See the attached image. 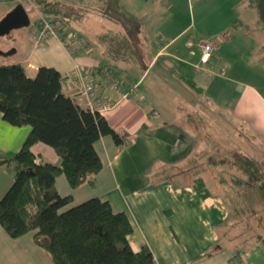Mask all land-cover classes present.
Returning a JSON list of instances; mask_svg holds the SVG:
<instances>
[{"label": "crops", "instance_id": "crops-1", "mask_svg": "<svg viewBox=\"0 0 264 264\" xmlns=\"http://www.w3.org/2000/svg\"><path fill=\"white\" fill-rule=\"evenodd\" d=\"M60 1L78 9L79 15L71 19V26L47 17L35 0H27L26 6L36 11L37 19L31 21L29 17V25L18 27L27 28L20 39V49L10 47L8 50H14L4 55H14V61L1 58L0 63H20L29 76L39 66L54 67L61 75L64 91L81 106L82 97L66 80V74L75 63L91 71L97 97L111 104L100 113L124 141L117 146L109 135L95 141L102 167L92 178L93 185L85 181L72 188L64 174L56 176L57 191L71 195L61 209L90 197L107 200L113 211L127 215L132 226L128 234L131 248L137 251L147 246L154 264H264V248L248 242L236 256L235 251L240 249L236 244L206 254L218 240V226L227 215L221 193L215 187L194 189L185 183L173 184L192 181L185 174L176 180L150 175L154 164L182 166L194 147L207 146L204 139L201 141L202 132H192L186 122L187 111L200 101L195 87L202 88L212 107L224 111V122L227 117L237 124L245 147L249 146V139L252 144L264 146V28L256 20L254 10L246 0ZM16 4L26 10L22 0H0V18ZM94 4L100 6V11L95 10ZM194 7L199 29L193 17L185 18L188 9L193 16ZM236 8L249 10L246 21L234 15ZM40 15L78 32L80 41L72 52L54 36L37 43L31 40L32 28ZM248 22L257 29V35L246 29ZM127 37L130 41L125 44ZM203 42L211 43L213 52H217V67L211 62L200 65L201 55L196 63L190 60L196 53L202 54ZM122 46L127 47L124 54L128 57H119ZM243 47L252 50L246 53ZM171 58L177 61V76L169 74ZM158 59L161 62L157 64ZM105 72L119 79L118 89L111 86ZM30 129L28 124L8 123L0 112V158L17 152ZM213 145L208 143V147ZM31 150L38 162L60 164V157L45 143L36 142ZM204 177L208 184L215 181L209 173ZM12 179L13 172L1 163L0 198ZM48 257L32 240V231L10 237L0 225V264H50Z\"/></svg>", "mask_w": 264, "mask_h": 264}, {"label": "trees", "instance_id": "trees-1", "mask_svg": "<svg viewBox=\"0 0 264 264\" xmlns=\"http://www.w3.org/2000/svg\"><path fill=\"white\" fill-rule=\"evenodd\" d=\"M246 2L264 28V0ZM34 3L42 14L69 27L71 19L79 15L60 0ZM129 41L127 37L123 42ZM126 48L122 46L119 57H128ZM195 89L200 101L187 111L186 122L192 132H202L201 141L207 146L194 147L182 166L154 164L150 175L176 180L185 174L192 181L173 184L220 188L215 187L221 191L227 215L218 226V240L206 254L236 244L240 247L236 256L247 242L264 248V146L249 139L245 147L237 124L227 117L224 122V111L209 104L202 88ZM0 112L8 123L31 128L17 152L0 158V164L6 163L13 172L11 184L0 198V225L10 237L32 231V240L48 253L50 264H154L147 246L137 251L131 248V223L123 211H113L107 200L90 197L61 209L71 195L57 191L56 176L64 174L72 188L85 181L93 185L92 178L102 167L95 141L109 135L117 146L124 143L104 115L91 112L69 96L54 67L39 66L29 76L20 63H0ZM36 142L51 146L60 164L36 161L31 150ZM209 142L215 145L208 147ZM208 173L214 175L213 184L204 179Z\"/></svg>", "mask_w": 264, "mask_h": 264}, {"label": "built area", "instance_id": "built-area-1", "mask_svg": "<svg viewBox=\"0 0 264 264\" xmlns=\"http://www.w3.org/2000/svg\"><path fill=\"white\" fill-rule=\"evenodd\" d=\"M48 36L58 38L64 48L72 52L75 43L79 40V35L76 30L61 25L59 22L46 18L40 15L38 22L32 28L30 38L33 42H42ZM202 54L201 60L207 61L213 50V46L209 42L201 44ZM107 80L113 88L120 87V81L114 78L109 72L104 73ZM66 80L74 85L82 97L84 107L88 108L91 112H102L111 107L107 99H99L96 95L97 84L94 81L91 71L84 69L82 66L75 63L69 72L66 74Z\"/></svg>", "mask_w": 264, "mask_h": 264}, {"label": "rangeland", "instance_id": "rangeland-1", "mask_svg": "<svg viewBox=\"0 0 264 264\" xmlns=\"http://www.w3.org/2000/svg\"><path fill=\"white\" fill-rule=\"evenodd\" d=\"M22 3L24 4V6H26L28 3H27V0H22ZM92 5H93V3H91ZM90 4V5H91ZM74 11H77L78 9L76 8V7H74V6H70ZM94 7H96L95 8V10L96 11H100V6H96L95 4H94ZM111 10V9H110ZM26 11H27V13H28V16L30 17V19H31V21H33V20H35V19H37V14H36V11L30 6V7H28V6H26ZM111 12V11H110ZM74 13V12H73ZM128 14L129 13H131V12H127ZM248 13H249V10L248 9H245V8H240V9H238V11H237V8H236V11H234V15H236L237 17H239L238 15H240V17L243 19V20H245V16L246 15H248ZM130 15V14H129ZM185 15H186V19L187 20H189V19H191V17H193L194 18V24H195V26H197V28H198V17H197V15H196V8L194 7L193 8V16H192V10H190V9H188V11H186L185 12ZM48 17V16H47ZM128 17H130V16H128ZM246 21V20H245ZM252 23H250V25H249V22L248 23H246V25H245V27H246V29H248V31L251 33H254V35H257V29L254 27V25L252 24ZM27 29V28H26ZM26 29L25 28H16V29H12L11 31H10V33L9 34H6V35H3V36H0V49H2V50H8L10 47H15V46H17L18 47V45H20L21 46V44H22V41H20V39H23V35L26 33ZM199 29V28H198ZM190 30H192V29H190ZM190 32H193V31H190ZM237 36V35H236ZM258 37V36H257ZM251 40V42L253 43V44H255V40H253L252 41V39H250ZM233 48H235V47H233ZM248 48H250V47H243V49H244V51L247 53V52H250L251 50L250 49H248ZM20 49V47H18V50ZM200 55H201V53L200 52H198V53H196L194 56H192V57H190V60L192 61V62H194V63H196L198 60H199V58H200ZM2 58V59H1ZM13 58H14V55H12V56H3V57H0V59L1 60H3V61H5V62H13L14 60H13ZM161 62V60L160 59H158V61H157V64L158 63H160ZM169 62L171 63V65H170V70H169V74L170 75H176L177 74V64H176V59L175 58H171V59H169ZM211 62V64L213 65V66H215V67H217L218 66V62H219V59H218V54H217V52L216 51H214L213 52V50H212V52H211V55H210V57H209V59L207 60V61H201V59H200V65H202V66H206V65H208L209 63ZM157 64L155 65V66H157ZM156 67H154V69H155ZM193 68V67H192ZM186 74H189V72L188 71H186ZM192 75L193 74H189V77H192ZM177 76V75H176ZM168 80L170 81V82H174L175 80H174V78H168ZM186 87V86H185ZM177 89V88H176ZM179 89V88H178ZM180 90V89H179ZM225 142V141H224ZM225 144V146L227 145L226 143H224ZM213 184V183H212ZM212 186V185H211ZM213 187V186H212ZM218 190H220V188L218 187V186H215ZM221 192V191H220ZM237 230V229H236ZM44 252H46L44 249H42ZM46 254L48 255V253L46 252ZM49 256V255H48ZM49 258V257H48Z\"/></svg>", "mask_w": 264, "mask_h": 264}, {"label": "water", "instance_id": "water-1", "mask_svg": "<svg viewBox=\"0 0 264 264\" xmlns=\"http://www.w3.org/2000/svg\"><path fill=\"white\" fill-rule=\"evenodd\" d=\"M30 19L28 13L21 4H16L0 18V35L8 33L13 28L29 25ZM14 49L4 51L0 49V55H8Z\"/></svg>", "mask_w": 264, "mask_h": 264}]
</instances>
